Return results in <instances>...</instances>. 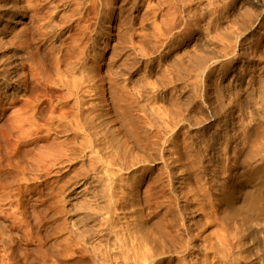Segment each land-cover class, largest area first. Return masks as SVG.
<instances>
[{"label": "rangeland", "instance_id": "1", "mask_svg": "<svg viewBox=\"0 0 264 264\" xmlns=\"http://www.w3.org/2000/svg\"><path fill=\"white\" fill-rule=\"evenodd\" d=\"M15 5L13 2L9 5L15 11L0 17V133L10 125H17L21 131L17 132L21 140L16 133L14 142L10 141L11 148L0 147V264H27L22 259L18 261L19 257H27L25 252L30 261L35 259V264H95L80 254L70 255L72 248L64 259L44 258L47 232L59 228L56 233L59 239L73 242L70 237L73 222L86 219L88 214L86 196L75 204L73 200L67 201L66 211L56 213L50 208L54 201L50 193L59 192L62 183L71 182L65 188L66 196L88 194L92 188L77 194L87 185L82 184L86 170L110 164V171H115V158L109 156L107 149L91 145L78 128L82 124L77 125L78 116L71 107L77 97L83 102L88 100L85 106L101 102L111 114L117 112L120 120L114 125L119 127L121 118H128L129 113L133 117L138 115L123 114L122 104L115 106L112 99L125 92V83L139 76L143 81L157 82L166 92L163 105L176 118L173 127L178 132L176 149L181 157L177 164L182 165L178 172L187 170V178L197 193L191 198L198 199L203 206L194 211L201 229L191 243L195 246L181 253L180 247L188 238L179 231L178 205L163 176L164 161H145L126 171L128 174L123 176L130 180L143 176L139 186L143 203L149 198L155 203L151 204L155 213L147 216L148 225L160 223L161 234L171 235V239L166 238L171 252L157 256V260L161 259L159 264H264V230L260 229L262 233L253 228L241 235L237 228L229 227L217 216L211 202V176L209 181L197 176L201 174L197 164H208L205 157L199 160L205 146L212 154L213 169L225 165L224 155L232 153L229 148L233 150L240 144L242 147L241 135L250 122L248 119L255 118L260 123V133L253 134L252 148L247 149L253 157L252 164L264 158V0H16ZM93 40H101L102 45L94 48ZM52 47H64L71 56V65L83 64L87 58V67H97L98 88L94 96L88 93L86 84L84 88L76 79L74 71H67L65 66L61 78L66 85L58 79L48 59ZM71 82L80 85L72 91ZM126 95L130 96L128 92ZM71 109L73 112H68ZM63 114L67 115V122ZM145 127L141 135L150 130ZM123 131L126 134L125 128ZM123 131L122 136L129 139L130 147L137 149L136 154L147 158L151 153L156 155L155 150H139L135 139L125 138ZM130 136L133 137L131 133ZM169 138L170 133L166 132L156 139L161 141L158 147ZM64 141L72 143V147L68 145L70 150L61 145ZM8 149L13 150L9 152L10 159L3 152ZM216 170L224 185L227 175L223 169ZM74 181L79 185L74 186ZM245 186L237 185L236 204L240 207H244ZM156 191L159 193L154 194ZM183 191L186 193L188 189ZM182 203L184 199L180 200ZM198 203L193 201V210L201 206ZM239 216L238 226L243 218ZM63 221L68 229L60 232ZM256 222L252 220L249 225ZM22 236L30 238L31 245L23 244L17 249L14 243L24 241ZM235 241H240L242 247L233 249Z\"/></svg>", "mask_w": 264, "mask_h": 264}, {"label": "bare ground", "instance_id": "2", "mask_svg": "<svg viewBox=\"0 0 264 264\" xmlns=\"http://www.w3.org/2000/svg\"><path fill=\"white\" fill-rule=\"evenodd\" d=\"M12 2L14 3V5L16 4V0H0V17L5 16L6 14L9 15L10 12L15 11L14 7L9 6L12 4ZM104 30L105 29H103V31ZM46 36H48V34ZM52 36H54V33ZM58 36L59 38L62 37V30L60 31ZM62 45L64 46V43ZM101 45H102L101 40L94 41V48L96 46L100 47ZM62 48L63 49H60V47L55 49L53 48V50L50 49L51 52L48 55L49 56L48 59L52 64L50 66L52 67L51 69H55L56 76L59 75L58 79H60L61 81H63L61 75L64 72V71L62 72V67L65 66L67 71L68 69L69 71H74L73 73H75L74 76L76 77V79L80 81L81 85L84 88L86 87L88 88L87 90L88 93L91 92L92 95L94 96L95 94L93 93H95L98 88L97 85L98 83L96 79H98L97 76L99 73L97 67L95 66H92L90 68L87 67V62H86L87 58L84 59L85 63L83 62V64L80 65L76 64L75 66L71 65L70 62L71 56L69 52L64 47ZM94 48L92 46V50H94ZM97 57H98L97 55H94V58ZM190 63H192L191 65L193 66L194 63L191 61ZM78 65H79V69H77ZM191 65L188 66L190 67ZM76 70L78 72H76ZM66 79L69 80L68 76H66ZM125 80L126 79H124V81ZM66 82L67 84H69L68 81ZM63 83L66 85L65 81H63ZM84 84H86V87L84 86ZM78 85L80 84L73 82L72 84H70V88H71L70 90L73 91V89L76 88ZM191 85L188 86L190 87ZM68 86L69 85H67L66 90L68 89ZM76 90L78 91L79 88ZM123 90L125 91L124 92L125 95L122 92L121 95H118L116 98L112 99V103L115 106L117 104L118 105L122 104V106L124 107V110L122 111L123 114H127L129 112H136L138 116L133 117L129 113L128 118H124V117L121 118L122 123L120 122V124L122 125H120L119 127L115 126L120 120L118 114H116L117 112L112 111L113 114H111L110 111L104 109L105 107L101 104V102H96V103L93 102L91 105L89 104L85 106V103L88 100L85 101L84 99L85 96L83 97L84 94L82 95L84 102L82 101L81 98L77 97L75 105L73 104V106L71 107L74 108L73 111H75L78 116L77 125L82 124V126L78 127L74 123L75 127L81 128V131L84 133L86 137L89 138V141L93 147L99 145L101 146L102 149H107V153L109 154V156L115 158V171L114 172L110 171L111 168L110 164L98 165L86 170L84 174L85 178H83L84 182L82 184H86L87 182V185L84 188H80L77 194L84 192L87 188L88 189L92 188L91 192L88 194L83 193L80 196L75 194L72 197L69 194L66 196L65 188L71 182L62 183L59 187V192L52 191L50 193L51 199L54 200L53 203L50 205V208L56 210V213H63L66 211L65 205L67 201L73 200L74 203L72 204H75L79 199L85 198L86 196L88 200V204H87L88 214L86 219H80L78 222H73L72 224L73 230L70 231L71 232L70 237L72 236L71 238L73 239L74 243L72 242V240L71 242L72 244H74L75 248H73V246L70 244L71 242L69 243L68 241H66V239H62V240L59 239L60 237L56 235L57 230L59 228L57 230L53 228L55 230V231L53 230V233L47 232V234L45 235L46 239L44 243V246L46 247V250L44 251V258L62 259L63 256L65 257L66 253H70L69 250L72 248L71 250L72 253H70V255H74L75 253H77L78 255L80 254L79 256L81 258L86 259L88 261H92L95 264H159L158 261H160L161 259L159 258L160 260H157L156 257L160 255L163 256L171 252V247H170L171 245L168 243L166 239V238L171 239V235L166 234L167 236H165L164 234H161L162 232L160 230L161 227L160 223H156L150 226L148 225L147 216L155 212L152 211L151 209V204L153 203L151 202V199L150 198L146 199L145 203H143V198H141L142 196L140 194L139 186L140 183L144 181L143 176H138L131 180L123 176L124 174H128V172L126 171H130L129 169L130 167L134 168L135 165L137 164L144 163L145 161H156L158 159L159 160L162 159L164 161L163 176L166 177L167 186L169 187L171 193L174 195V200L178 205L177 215L180 221L179 231L182 234H185L188 238L185 245L180 247V252L187 253L189 249L195 246V245H191V243L194 241V238L200 234L201 229L198 227L199 222L196 220V216H194L195 213L194 211L200 210L203 206L201 205V203H198V199L191 198L194 197L197 193L193 191V186H192L193 183L191 182L190 178H187L186 175L187 170L186 169L181 170L180 171L181 174L178 172V170L180 169V167H182V165L178 166L179 164H177L178 161L181 160V157L177 155L178 149H176L178 145V140H177L178 132H176L174 128L176 125L175 126L173 125L176 118H173L169 110L163 105V102L166 100V92L164 91L163 87L158 85L157 82L152 83L151 81L150 82L143 81L140 79V76L137 77L136 79L129 80V82L125 83V85L123 86ZM126 92H128V94L130 95L128 98ZM150 92H152L153 94L151 95ZM76 96L79 95H77L76 93ZM189 96L192 99V95ZM263 101L264 100H262V102ZM69 111L71 112L72 109L68 110V112ZM139 113H141V115ZM64 114L62 115V118H64L67 122L68 117L67 115ZM114 117H116L115 120H113ZM252 119H253L252 121L251 119H248L250 120L251 123L248 122V124L245 126L244 130L242 131L243 132V135H241L243 140L242 147L240 144L239 147L234 146L232 148L233 150L229 148V150L232 151V153L229 154L230 153L229 152L226 155H224V158L226 160L225 165L222 166L221 168L217 167L221 170L223 169L225 174L227 175V177L224 180L225 181L224 185H222V183L219 180V177L217 175L218 173L216 170L217 168L213 169L215 167L212 168V166H210L211 163H213V158H212V154L209 153V150L205 148L206 146L204 147L203 153L199 154L200 155L199 158H201L199 160H202L205 157L207 158L208 164H206L205 166L203 164L200 165L201 162L197 164L198 170L201 172V174H197V176L200 179L206 178V181H209L211 176L212 183L209 182L211 183L209 188L213 196L211 202L213 204L214 209L217 212V216L221 220H224L229 227L233 226L235 227V229L237 228L239 230L238 234L240 233L241 235L244 234L245 231L248 230L249 232L253 231L252 230L253 228H256V230L258 229L264 230V222L262 221L264 216V158L260 159L258 163H255V161L257 162L258 160H254L255 164H252L253 157L250 156V151L248 150L252 148L251 143L254 142L253 134L258 136L260 133L259 132L260 125H258L260 123H258L255 118ZM20 121H23L22 117L20 118ZM15 122L14 124H16ZM10 126L11 127H9L7 130L5 131L3 130L4 132L2 131L0 133V140H1L0 147H2L5 150H7V148L10 147L9 146L11 144L10 141L14 139L13 138L14 135L18 131H20L17 125L16 126L10 125ZM145 126H147L150 130H147L145 135H141L140 133L142 131L145 132V130L147 129ZM58 127H56V129ZM124 128L128 136H126L125 132L123 131ZM122 131L125 134V138L129 137L132 138L133 140L135 139L134 141L137 144L136 147H139V150L140 149L143 151L155 150L156 155L151 153L150 158L144 157L143 156L144 154H141L142 156H140V153H137L138 154L137 155L135 153L137 152L136 151L137 149H135V147L133 148L130 147L131 145L129 144L128 141L129 139L128 138L126 140L124 139V137L122 136L123 133H121ZM148 131L149 132L152 131V134L153 133L154 134L151 136V134L150 135L148 134ZM166 132L168 133V135L170 133V138L165 140L164 142L166 144L165 148L163 147L164 143L162 144V146L158 147L161 138L159 140L156 139L161 137V135L165 136ZM18 133L17 135L20 139L18 137L17 138L20 141L21 137L20 134ZM58 133L60 132L58 131ZM130 133L133 137L130 136ZM154 137L157 138L155 139ZM68 138L69 136H67V139ZM72 141L69 140V142ZM13 142L14 140H12V143ZM62 144L67 146V148L69 144L70 146L72 145V143H67L66 141L61 143V145ZM166 147H168V149H166ZM70 148L68 149L70 150ZM64 149L66 148L64 147ZM8 150L10 151L7 152L3 150L5 155L7 154L9 155V152L13 151L12 149H8ZM166 150L168 152H166ZM16 153L17 150L15 154ZM166 153L170 155L168 158L166 157ZM5 157H8L10 159L11 155ZM221 157H219V159ZM218 164L220 166L221 163L218 162ZM122 170L124 172L119 175L118 172ZM183 173H185L184 175H186L185 176L186 178L184 177V175H182ZM197 181L200 182L199 179H197ZM74 182H73L74 186L79 185V182H75V183ZM161 182L163 183L164 180H162ZM239 184L241 186L242 184L246 185L245 186L246 191L244 190L245 195L243 197L244 207H240L236 204L237 203L236 201H238L236 197V192L238 190L237 185ZM149 187H151V184ZM185 188L188 189L186 193H184L183 191V189ZM158 193L159 191H156V193L154 194H158ZM153 195L151 194L150 197L155 199ZM68 197H70V199ZM181 199H184L185 203L180 204ZM193 201H196L201 206L193 210L192 208ZM147 210L150 211L148 212ZM147 212L148 214L146 215ZM239 215H241V217L243 216V218H242V222L238 226L237 217H240ZM252 220H256L257 222L255 225L252 224L250 226L249 223ZM86 222L89 225H83ZM247 224L249 225V227L245 228ZM62 225H63L62 227L59 226L60 232L64 231V229H68L66 221H63ZM82 225L84 227H81ZM259 232H262V230H260ZM61 235L63 234H60V236ZM24 236H22L24 241L22 239L21 240L23 242L21 240H18L17 243L16 242L14 243V247L16 246V248L17 247L21 248L23 244L27 247L28 246L30 247L31 245L30 238H25ZM240 246H241L240 241L238 242L235 241L233 249L240 248ZM175 251L179 252V250L177 249ZM25 254L27 257L23 258L18 256L19 257L18 261L22 259L27 264H35V259H32L30 261L29 260L30 257L28 256L29 254L27 255L26 252Z\"/></svg>", "mask_w": 264, "mask_h": 264}]
</instances>
